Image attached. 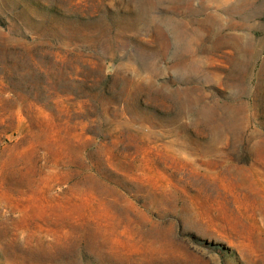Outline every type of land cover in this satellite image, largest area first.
<instances>
[{
    "label": "rangeland",
    "instance_id": "1",
    "mask_svg": "<svg viewBox=\"0 0 264 264\" xmlns=\"http://www.w3.org/2000/svg\"><path fill=\"white\" fill-rule=\"evenodd\" d=\"M0 264H264V0H0Z\"/></svg>",
    "mask_w": 264,
    "mask_h": 264
}]
</instances>
